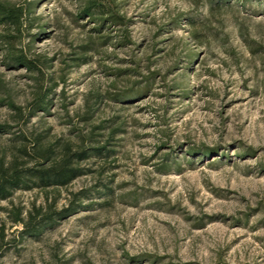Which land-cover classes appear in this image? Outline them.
Returning a JSON list of instances; mask_svg holds the SVG:
<instances>
[{"label": "rangeland", "instance_id": "1", "mask_svg": "<svg viewBox=\"0 0 264 264\" xmlns=\"http://www.w3.org/2000/svg\"><path fill=\"white\" fill-rule=\"evenodd\" d=\"M92 1L0 0L28 7L18 47L51 89L26 126L0 104V151L22 131L105 147L56 200L89 207L38 238L8 210L42 190L0 202V264H264V0ZM7 32L0 100L26 111L37 73L7 64Z\"/></svg>", "mask_w": 264, "mask_h": 264}, {"label": "trees", "instance_id": "2", "mask_svg": "<svg viewBox=\"0 0 264 264\" xmlns=\"http://www.w3.org/2000/svg\"><path fill=\"white\" fill-rule=\"evenodd\" d=\"M107 1L110 5V0ZM93 2L97 1L93 0ZM99 5L105 6L102 3ZM94 6L96 5L87 6L85 8L86 13L99 15L103 24L108 21L107 18L103 17L105 14H111L113 20L121 19L111 10L94 13L92 10ZM27 10L28 7L26 6L0 2V24L8 31L1 35V40L5 43V48L8 51L7 64L9 66H21L37 73L35 78L37 79L36 95L33 102L27 106L26 111L24 107L17 105L12 99L0 100L1 105H7L14 111L15 121L21 122L24 126L30 123L33 117L38 116L40 111L47 112L49 110L48 95L51 91L50 88L44 86L42 80L44 72L42 67H45L46 62L40 60L39 57L29 56L23 47H18L26 24ZM12 127L9 124H0V133H13L11 132ZM12 140H15L17 144L0 151V202L11 199L18 190L37 188L45 193L46 198V205L33 204L32 208L27 211L18 206L8 210L15 225L22 227L19 233L23 238H38L46 230L58 225L60 220L78 213L83 207H89L84 206L80 201L81 199L76 198V194L69 206L60 210L56 208V200L62 187H66L78 177L86 174L87 170L81 166V161L94 155L104 154V146L86 145L75 150L69 142H65L58 150L59 139L56 141L46 140L42 133L28 136L24 131L16 134ZM188 151L193 155L199 153L193 148ZM214 152L217 150L206 149L200 155L204 157ZM50 194H53L52 202H49ZM132 260L138 259L132 258Z\"/></svg>", "mask_w": 264, "mask_h": 264}]
</instances>
